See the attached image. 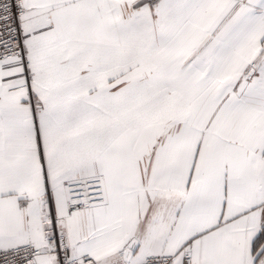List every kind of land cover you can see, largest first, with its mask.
<instances>
[{"label": "snow or ice", "instance_id": "obj_1", "mask_svg": "<svg viewBox=\"0 0 264 264\" xmlns=\"http://www.w3.org/2000/svg\"><path fill=\"white\" fill-rule=\"evenodd\" d=\"M0 264H264V0H0Z\"/></svg>", "mask_w": 264, "mask_h": 264}]
</instances>
